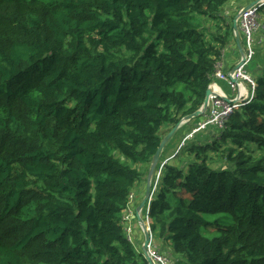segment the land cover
I'll list each match as a JSON object with an SVG mask.
<instances>
[{"label": "trees", "instance_id": "obj_1", "mask_svg": "<svg viewBox=\"0 0 264 264\" xmlns=\"http://www.w3.org/2000/svg\"><path fill=\"white\" fill-rule=\"evenodd\" d=\"M228 2L0 0V264H149L124 217L163 137L204 102L234 38L214 29ZM257 71L254 97L152 189L142 215L173 264H264Z\"/></svg>", "mask_w": 264, "mask_h": 264}, {"label": "built area", "instance_id": "obj_2", "mask_svg": "<svg viewBox=\"0 0 264 264\" xmlns=\"http://www.w3.org/2000/svg\"><path fill=\"white\" fill-rule=\"evenodd\" d=\"M264 6V0L258 1L256 4L248 8L245 12L241 14L238 20V27L244 34V42H242L245 51L246 57L242 62L241 66L236 69L234 73H232V77L237 80H241L242 83L238 84L233 82L229 77L226 70H224V65L222 63L223 58L217 65V69L213 75V82L210 87L213 88V93L210 95V101L208 105V109L206 114L203 116V120L200 121L196 127L192 129L191 132L186 134L182 139V144H185L186 140L192 139L195 134L207 130L209 126H215L219 130L226 127L227 122L232 115V113L247 104L255 95L256 88L258 86L257 80L254 78L251 72L246 69V64L252 60L254 56L253 46L255 42L260 44L262 40L256 41L254 37V33L259 30L261 24L258 21L259 10ZM264 31V30H263ZM225 81L229 88L232 91V95L227 94L217 83V81ZM227 97V98H225ZM164 166V165H163ZM155 183L153 185L154 191L157 188V184L161 179V172L155 175ZM135 200V194H132V206L127 210L124 220L129 221L134 217V206L133 202ZM149 207L147 208V211ZM149 218V216H146ZM149 226V224H148ZM128 228V227H127ZM128 234V233H127ZM152 235V233H151ZM129 236V235H128ZM130 239H132L129 236ZM151 241L148 245L149 253L151 257L157 264H173L172 259L167 255H161L157 252L156 244L153 239V235L151 237Z\"/></svg>", "mask_w": 264, "mask_h": 264}, {"label": "rangeland", "instance_id": "obj_3", "mask_svg": "<svg viewBox=\"0 0 264 264\" xmlns=\"http://www.w3.org/2000/svg\"><path fill=\"white\" fill-rule=\"evenodd\" d=\"M225 8H226V5L223 7V9H222V14H221V16H222V18L221 19H218V20H215V25H214V29L216 30L217 29V27L219 28V26L220 25H222L223 24V21L225 20L226 22L228 21L229 22V24H232V26H233V21H234V18H235V16H236V14L238 13H236L234 16H233V19L232 20H229L228 19V16L224 13V11H225ZM210 19H204V25H205V22H207V21H209ZM258 21H259V23L261 24V26H260V28H259V31L260 32H262V28L264 27V7H263V9H260L259 10V17H258ZM238 25H239V23H238ZM230 27V30H231V26H229ZM208 29H210L209 28V25H208ZM214 29H211V31H213V32H216ZM220 31H221V29H219ZM258 31V32H259ZM224 31H221V33H223ZM234 32V31H233ZM208 34V33H207ZM239 34H240V38H241V42H244V34L242 33V31L240 30V27H239ZM259 34H257V31L254 33V37H255V39L257 38V36H258ZM256 41H257V39H256ZM258 42H255V44H254V48H253V50H254V56H253V58H252V60L251 61H249L247 64H246V69L249 71V72H251V73H254L255 72V70H256V68H257V65L259 64V63H261L262 61H264V50H261V51H259L258 50ZM228 53V51L226 50V54ZM223 82H225V81H223ZM226 91H227V94H229V95H232V91H231V89L229 88V86H226ZM203 120V116H201V117H198V118H196L195 120H193V122H189V123H187V124H184V125H182L177 131H176V133L174 134V136L169 140V142L167 143V145L165 146V148H164V151H163V153H162V155H161V159H160V161H159V165H158V168L156 169V172L157 173H159V172H161V176H162V169H163V165L167 162V161H173L176 157H175V155H178L182 150H183V146L185 145V144H183V145H181L182 144V139H183V137L186 135V134H188L189 132H191L192 131V129L194 128V127H196V125L200 122V121H202ZM166 130V129H165ZM211 131H213V132H216V131H219V129L217 128V127H215V126H209L208 127V129L207 130H204V131H201V132H199V133H197V134H195L196 135V139L197 138H199L200 136H202L201 134H206V135H208V134H210L211 133ZM194 135V136H195ZM190 141V139H188L187 140V142H189ZM205 141V140H204ZM192 141H190L188 144H190ZM186 143V142H185ZM182 154H185V155H187V153H186V151H184ZM188 159V158H187ZM217 162H215V164H216ZM156 172H155V175H156ZM155 178V177H154ZM153 182L155 183V179H153ZM158 185V184H157ZM145 188H146V185H145ZM137 208V207H136ZM147 210V209H146ZM135 215V214H134ZM147 216V215H146ZM146 216H144V218H145V223L148 225L149 224V222H150V218H148V217H146ZM142 217H143V215H142ZM136 218H134L133 217V219L131 220V219H128L129 221H127V223L125 222V224H126V227H128L127 228V233H128V235L132 238L131 240L133 241V242H135L136 243V245H137V247L139 248H137L138 250H142V246H143V244H144V240H145V235H144V232H143V229H142V227L140 226V224H138V222L136 223L135 220ZM138 224V225H137ZM139 229V230H138ZM137 234H138V237H136L137 236ZM153 239H154V241H155V243L156 244H158L157 243V241H158V239H157V237H154L153 236ZM152 240V239H151ZM157 248V247H156ZM160 249V248H159ZM161 250V249H160ZM157 252L159 253V254H161V255H165V254H162L161 253V251H159V250H157Z\"/></svg>", "mask_w": 264, "mask_h": 264}, {"label": "water", "instance_id": "obj_4", "mask_svg": "<svg viewBox=\"0 0 264 264\" xmlns=\"http://www.w3.org/2000/svg\"><path fill=\"white\" fill-rule=\"evenodd\" d=\"M259 0H256L254 2L249 3L248 5H246L245 7H243L235 16L234 21H233V31H234V36H235V41L237 43L238 49L240 51V59L239 61L236 63V65L233 67V69L228 73L229 77L232 79L233 82H236L238 84H241L242 81L241 80H237L234 79L232 77V73H234L236 71L237 68H239L242 64V62L245 60L246 57V51L245 48L241 42V38H240V34H239V27H238V20L239 17L241 16V14L243 12H245L248 8H250L251 6H253L254 4H256ZM213 93V88L212 87H208L207 91H206V95H205V99L204 102L202 104V106L196 110L195 112L188 114L186 116H184L183 118H181V120H179L176 125H174L169 132H167V134L163 137L160 145L157 148V151L155 153V155L152 158L151 161V165L149 168V172L147 175V180H146V188H145V192L144 195L140 201V203L138 204L136 211H135V215L134 218H136V220L138 221V223L140 224V226L143 229L144 235H145V240H144V244L142 246V252L144 257L147 259L149 264H157L154 259L151 257L150 253H149V249H148V245L151 241V230L150 227L145 223V220L142 217V212L145 209V206L147 205V203H149L152 199V195H153V179H154V175L156 172V169L159 165V161L161 159V155L164 151L165 146L167 145V143L169 142V140L174 136V134L176 133V131L184 124H187L193 120H195L198 117L204 116L207 112L208 109V105H209V101H210V95ZM227 98V97H225Z\"/></svg>", "mask_w": 264, "mask_h": 264}, {"label": "crops", "instance_id": "obj_5", "mask_svg": "<svg viewBox=\"0 0 264 264\" xmlns=\"http://www.w3.org/2000/svg\"><path fill=\"white\" fill-rule=\"evenodd\" d=\"M254 1H256V0H229V2L226 4V8L225 9L227 10V13H225V14L230 15L233 18V16L237 12H239L243 7H245L246 5H248L249 3L254 2ZM259 1H261V0H259ZM263 30H264V27L262 28V32L257 30V34H259V35L257 36L256 39L258 41L262 40V42L258 45V50L259 51L264 50V31ZM226 50L228 51V53L226 54V51H225V55H223L222 63L224 65V70H226V72H229V71H231L233 69V67L236 65V63L239 61V59L241 57L240 56V51H239L237 43L235 41V36H234V38L231 37L230 44L228 45ZM261 67H264V61H262L261 63H259L257 65V68H256L255 71L259 70V68H261ZM217 83L227 93V91H226V86H228L227 83L223 82V81H220V80L217 81ZM145 185H146V183H143V186H145ZM139 193H140V189H138L137 192H136L137 196H138ZM135 201H136V204H135ZM135 201H134V204L137 207L138 206V204H137L138 200H136V198H135ZM136 207L134 209V212L136 211ZM132 219L133 218H131V220ZM136 237H138V234H137Z\"/></svg>", "mask_w": 264, "mask_h": 264}, {"label": "clouds", "instance_id": "obj_6", "mask_svg": "<svg viewBox=\"0 0 264 264\" xmlns=\"http://www.w3.org/2000/svg\"><path fill=\"white\" fill-rule=\"evenodd\" d=\"M154 177H155V175H154ZM144 219V218H143ZM145 220V219H144Z\"/></svg>", "mask_w": 264, "mask_h": 264}]
</instances>
